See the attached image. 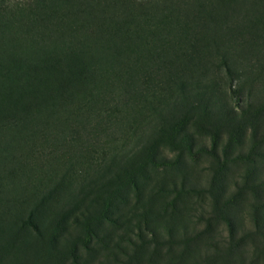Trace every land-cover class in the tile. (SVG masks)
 Masks as SVG:
<instances>
[{"label":"rangeland","instance_id":"rangeland-1","mask_svg":"<svg viewBox=\"0 0 264 264\" xmlns=\"http://www.w3.org/2000/svg\"><path fill=\"white\" fill-rule=\"evenodd\" d=\"M43 67L67 87L0 122V264H264V0H0V73ZM179 81L215 89L192 152Z\"/></svg>","mask_w":264,"mask_h":264},{"label":"trees","instance_id":"trees-1","mask_svg":"<svg viewBox=\"0 0 264 264\" xmlns=\"http://www.w3.org/2000/svg\"><path fill=\"white\" fill-rule=\"evenodd\" d=\"M226 67V78L231 81L234 78L239 79L241 75L237 74L229 65L224 64ZM59 71L56 69H49L47 67L37 68L30 72H23L18 74H1L0 73V122L7 118H13L18 116L25 110V108L35 107L43 102L45 99L53 98L60 94L66 87L67 83L60 82ZM179 85V98L173 102L170 112H172V117L168 122L167 129L172 132L175 136H172L171 144L169 145H179L180 143L185 144L186 150L192 152L193 144L195 142V136H192V132L189 131V127L196 128V130H200L201 124L200 120L195 119V115H199L196 111L200 108H207L205 106L207 103L211 104V100L206 98V95H215L214 86H210L212 92L200 93L194 92L190 93L186 91L187 85L183 83V81L178 82ZM218 93V92H217ZM220 94V92H219ZM218 94V95H219ZM204 104V105H203ZM202 105V106H201ZM201 106V107H200ZM230 111L226 112V117L229 119H234L235 116L230 113ZM204 114V113H203ZM178 115V117H177ZM167 130H164L165 132ZM191 132V134H190ZM241 134L244 133V128L241 127ZM164 134V133H162ZM177 135V136H176ZM181 135V136H179ZM160 140L169 139V136H158ZM222 136H216L214 139V150H216ZM241 137L236 136V133L230 132V141L228 145L232 146L235 142L241 141ZM256 132L253 133V140L257 138ZM227 145V146H228ZM256 148V144L253 146ZM147 151H154V148L144 149L143 150V161L149 163L155 168H158L155 165H158L157 161H161L167 163V161L157 160V156L153 154H149ZM226 152V146H225ZM216 155V154H214ZM26 158V155H16L15 159L9 162V167L13 169L12 172H19V168H22L23 159ZM218 158V156H217ZM219 160V158H218ZM11 171V170H9ZM128 172L126 175L130 174ZM119 179V176L116 178ZM134 179V176H129V182ZM116 181V180H114ZM115 192L112 195L109 193L108 201H112L114 199ZM143 201V200H142ZM140 209L138 216L142 219L146 228L149 226L150 216L157 212V210H153L148 204L145 202L139 205ZM163 213L168 215V211L166 208H162ZM153 233V232H152ZM142 240V243L146 245V242L143 241V238L138 236Z\"/></svg>","mask_w":264,"mask_h":264},{"label":"bare ground","instance_id":"bare-ground-1","mask_svg":"<svg viewBox=\"0 0 264 264\" xmlns=\"http://www.w3.org/2000/svg\"><path fill=\"white\" fill-rule=\"evenodd\" d=\"M1 93V92H0Z\"/></svg>","mask_w":264,"mask_h":264}]
</instances>
